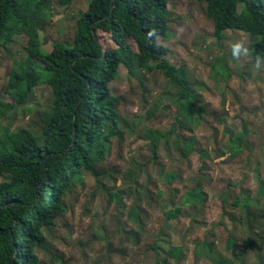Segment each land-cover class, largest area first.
I'll list each match as a JSON object with an SVG mask.
<instances>
[{"label": "rangeland", "instance_id": "1", "mask_svg": "<svg viewBox=\"0 0 264 264\" xmlns=\"http://www.w3.org/2000/svg\"><path fill=\"white\" fill-rule=\"evenodd\" d=\"M205 5L172 0L170 38L158 39L196 93L189 114L194 131L175 126L179 88L160 69L134 74L122 65L112 83L120 99V135L96 174H87L65 197V214L45 231L41 264H215L219 256L234 264L259 263L264 255V70L254 69L252 55L233 59L230 45L243 39L253 51L254 38L230 29L217 38ZM87 6L88 0L68 7L51 0L45 29L39 31L42 48L49 52L54 42L72 40L75 20ZM99 37L106 48L116 45L107 33ZM26 45L25 36H14L0 48L5 103H10L4 94L8 75L13 63L25 58ZM51 100L46 85L35 88L26 107L0 117V133L27 129L39 136L38 114ZM150 133L169 135L159 141L158 157ZM178 134L196 138L193 153L182 152ZM231 137L241 139L240 152L231 148ZM171 173L172 183L166 178ZM8 180L0 177V183ZM195 187L201 202L188 203ZM110 194H121L122 203ZM133 208L140 210L139 222L130 216ZM180 208L179 218L167 219V212ZM173 248L182 250L180 262L169 257Z\"/></svg>", "mask_w": 264, "mask_h": 264}, {"label": "trees", "instance_id": "2", "mask_svg": "<svg viewBox=\"0 0 264 264\" xmlns=\"http://www.w3.org/2000/svg\"><path fill=\"white\" fill-rule=\"evenodd\" d=\"M55 1L65 7L74 2ZM171 1L88 0L86 10L75 20L73 39L56 41L47 52L39 31L45 29L51 0H0V48L14 36L27 38L25 58L14 62L8 75L4 94L10 103L0 99V117L18 106L26 107L41 85L52 95L50 108L38 114L39 136L27 129L0 133V177L9 178L0 183V264H41L38 252L46 249L45 231L52 219L65 214V197L87 174H96L97 166L110 155L120 135L116 103L120 99L113 95L112 83L122 65L134 74L160 69L179 88L175 126L194 131L189 114L195 109L196 93L190 80L167 58L168 46L158 40L170 38V23L175 20ZM200 1L206 4L217 38L229 29L246 32L254 38L253 60L256 54L264 56V0ZM153 29L156 35L149 38ZM100 32L109 34L116 45L106 48ZM168 136L149 134L156 157L159 141ZM177 137L183 141L182 152L193 153L196 138ZM230 141L231 148L240 152L241 139L231 137ZM166 178L172 183L176 176L171 173ZM110 196L122 203L121 194ZM187 196L188 203L201 202L197 187ZM139 214L138 208L131 210L134 222H139ZM180 214L181 208L166 216L173 220ZM181 256L177 248L169 253L179 262ZM215 264L234 261L219 256ZM258 264H264V255H259Z\"/></svg>", "mask_w": 264, "mask_h": 264}, {"label": "clouds", "instance_id": "3", "mask_svg": "<svg viewBox=\"0 0 264 264\" xmlns=\"http://www.w3.org/2000/svg\"><path fill=\"white\" fill-rule=\"evenodd\" d=\"M154 35H156L154 29L148 33L149 38H151ZM230 47H231L232 57L237 61L240 60L241 57L247 58L252 55L251 49L247 46L246 41L243 39L237 40L236 42L232 43ZM253 67L257 71L264 70V56L256 54L254 56Z\"/></svg>", "mask_w": 264, "mask_h": 264}]
</instances>
